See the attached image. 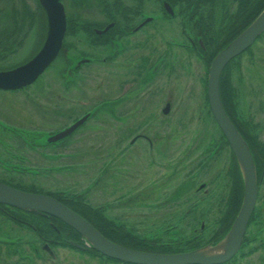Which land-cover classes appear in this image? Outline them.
I'll return each mask as SVG.
<instances>
[{"label":"flooded vegetation","instance_id":"1","mask_svg":"<svg viewBox=\"0 0 264 264\" xmlns=\"http://www.w3.org/2000/svg\"><path fill=\"white\" fill-rule=\"evenodd\" d=\"M9 1L13 2L14 0ZM17 1L20 2V6L18 8L14 7L15 9L10 14L12 27L0 29V72H7L8 70H13L18 66L27 64L29 60L38 54L48 36V28L45 25L43 27L42 40L39 42L38 47L34 49L35 51L28 52L22 59L21 57L18 58L19 55L24 53L27 43L32 40L33 29L30 24L32 16L30 18V15L27 14L25 18L22 17L23 11L25 12L23 7L26 6L27 10L32 12L31 7L27 5L26 0ZM60 1L64 6L67 28L57 56L29 84L16 89L0 88V93H5L4 91H6L18 96L19 94L24 95L23 100L24 102L26 100L25 104H27L25 110L30 113V125L34 127L31 129L40 130H37L30 136V132L26 133L27 131L22 128L19 129L16 123H11L15 122L11 117L8 118L0 115V133L5 136L0 138V182L29 193L49 195L92 224V221H94L92 218H94V215H98L96 211L100 210L103 216H106L105 212L110 211V208L113 210L116 200H119L121 196L116 195L113 190L112 192L110 190L106 194V197L99 195L100 192L102 193V190L106 191L110 189L107 185H103L104 188L101 191L98 190V192H92L89 188H84L81 191L78 190V187L71 188L70 185H67V188L62 190L60 188L45 186L40 182L38 183L35 177L37 175L48 176L49 172H53V168L58 167L57 165L53 166L52 163L54 158H58L57 156H60V160L63 159L64 163L66 160L80 159L76 161L77 166L85 164V161L89 160L87 157L91 156L94 161L93 164L100 161L103 167L106 166L108 162L104 160L106 158L104 157V151L114 152V148L110 149L114 145L112 143L113 139L109 140L110 143L107 146L101 147L88 143L84 145L80 144V142L88 141L92 136L88 128L92 121H96L99 124L100 119H97V113H106V119L108 118L111 122L117 121L119 123L113 131L116 132L115 140L119 143V147L116 146L118 149L124 148L126 150L139 139L143 141L141 145L143 147H146V145L148 147L156 145L155 139H152L143 130L136 129L131 136L128 135L127 137L119 135L127 130V128H130V126L135 128V119L143 120L141 126L144 129L150 123H148V120L152 119L157 112L153 109L147 112V114L141 115L144 113H140L139 110L147 109L148 104L150 107L156 104L157 89L155 83L157 77H161V72L167 69V67L165 76H167V79L169 77L168 74H170L169 69L171 67L169 65V55L174 49L173 45L178 44V47H181L184 51L193 53L195 58L201 60L205 65L210 64L220 49L231 42V40H227L232 36V24L237 21V8L235 7L236 10L233 14H226L225 9L219 8L226 20L222 25L220 23L217 25L215 9L212 6L214 2L218 4L222 0H187L186 2L177 0L174 5L167 0H152L156 1V12L151 11L150 0ZM203 2H206L207 9L199 8V3ZM184 15L185 21L181 19ZM227 15L229 16L227 17ZM0 17H3L2 14H0ZM178 18L180 27L177 28V32H179L177 35L180 36L181 42L173 43L167 39L165 40L163 35H161L162 38H156L160 27L164 26L167 20L174 21ZM262 33L256 38L254 43L260 40ZM155 39L159 43L154 44ZM161 43L164 44V47L161 46ZM251 47L246 48L233 59L231 58L229 63L223 68V72L226 73L227 69L231 68L230 65L233 61L238 62L244 52H251ZM96 65L104 73L102 76V88L100 87L103 94L100 99H96V102L90 101L93 102L92 104L89 101H84L85 103L81 102L83 105L81 107H68L66 105L67 101H71L76 94V92L71 93L72 89H77L76 84L78 81H81L83 73L85 72L86 78L89 77L88 72L92 70V66L95 67ZM50 67L55 72V79L45 82L44 74L49 72L47 70ZM72 84H74V87H70ZM132 105L133 107L128 109ZM169 111L170 102H167L162 112L163 114H168ZM236 115L239 121L242 122V117L244 116L239 115L237 106ZM32 119H36L39 122V126L36 125L37 122L35 120V123H32ZM42 123L55 124L58 126V129H52L49 135H40L44 131ZM57 123L60 125H57ZM76 123L79 124L72 131L66 133L63 137L55 138L58 133L63 132V130L69 127H73ZM100 123L105 124L103 121ZM246 125L250 128L254 127L252 123H246ZM104 126L106 127V125ZM149 130L151 131L150 128ZM81 132L84 134H81ZM157 132L158 130H155V133ZM221 134L223 135L222 131ZM82 136H85V138L82 139ZM102 136L103 133L101 137H99V134H96L94 138L101 139ZM125 139H127V142L124 146L123 141ZM222 139L227 141L224 135ZM207 151L209 149L205 147L203 153L205 154ZM212 161H215L212 155H205L203 160L198 159L192 170H187V172H191L186 177L187 181L175 183L174 188H180L181 192H183L184 187H191L197 194H200V200H205L212 193L213 189H211V186H214L215 181L207 179L196 181V177L200 175L202 177L206 171L209 173L211 170H208L210 167L208 165ZM62 162L61 160L60 163L62 164ZM67 162L69 163V167L75 165L74 162ZM61 164H59V168L61 167L63 170L64 167ZM229 165L225 169V176L230 180L231 188L232 180L230 173H235L236 169L233 161H230ZM101 168L99 166V169ZM204 168L206 169L205 171H203ZM130 169H128L129 171L124 170L125 180L121 179L120 185H127L126 180L131 174ZM173 170L177 172L179 168H174ZM117 174L116 168H106L104 172H100L96 181L99 178L109 181V178L113 176L118 177ZM263 177L264 170H258L256 175L257 199L261 193L260 186ZM190 181L192 185H190ZM216 186L218 184H215V188ZM128 190H131L133 193L134 187L128 186ZM112 196L116 200H113ZM180 197L179 195L178 198ZM104 199L110 200L105 207L102 202ZM206 210L208 208L205 211L199 210L197 212L198 216L194 215V220L198 221L196 225H200L201 229L197 230V227L193 229L197 230V234L194 236L195 240H193L194 244L192 245L197 246V236L202 235L209 225L205 226L206 214L204 212ZM224 211L226 209L222 213ZM252 211L248 225L257 212L255 206ZM121 215H117V218H119L117 220L111 216L106 217L112 218L120 225L122 224L127 231L139 235L135 230L136 228L133 226L131 228L124 223V220H120ZM142 215L145 218L149 216L145 212ZM223 216L224 214L221 215V217ZM123 217L126 216L124 215ZM217 229L215 228L212 231L211 236L204 243H207L216 235L215 231ZM245 235L243 240L245 239ZM145 238L153 246L167 244L160 243L155 237L150 239L148 236H145ZM69 248L89 253V246L80 233L60 218L48 212L43 213L36 210L21 209L15 205L12 206L5 202H0V264H48L49 261L58 260L60 255L59 249Z\"/></svg>","mask_w":264,"mask_h":264},{"label":"rangeland","instance_id":"2","mask_svg":"<svg viewBox=\"0 0 264 264\" xmlns=\"http://www.w3.org/2000/svg\"><path fill=\"white\" fill-rule=\"evenodd\" d=\"M26 2L34 13L30 23L33 33L31 37L32 40L27 43L24 53L18 57H21V59L24 58L28 52L35 51L34 49L38 47L39 42L42 40L43 27L45 25L47 26V17L43 9L39 7L38 0H26ZM150 2L151 11L156 12V1L150 0ZM236 4L235 0H222L218 4H215V20L217 25H219V23L222 25L226 20L219 8L225 9L226 14H233L236 10ZM18 6H20V2L17 0L13 2L9 0H0V14L3 16L2 18L0 17V29L12 27L10 14L11 11L15 9L14 7L18 8ZM203 7L207 9L206 4H203ZM263 10L264 8L261 12ZM261 12L259 14H261ZM228 16L229 15H227V17ZM181 19L185 21V15ZM179 27V18L174 21L167 20L165 25L160 27L156 38H162L161 35H163L165 40L167 39L173 43H177L178 41L181 42L180 36L177 35V33H179L177 32V28ZM156 43L159 42L155 39L154 44ZM177 45L178 44L173 45L174 49L171 48L173 51H171L169 55V65L171 67L169 69L170 74H168V79L166 78L167 76H165L168 67L161 72V77L157 75L158 77L155 83L157 89L156 104H153L152 107L148 104L147 109L144 108L143 110H139L140 113H144L141 115H145L153 109L157 111L152 119H147L148 123L150 122L149 125L142 129L141 122H143V120L135 119V121L132 120L135 123V128L130 126V128H127V130L119 135L127 137L128 135L131 136L136 129L143 130L146 131L152 139H155L157 142L156 145L154 144L150 147L146 145V147H143L141 146L143 141L139 139L133 146L126 150L124 148L118 149L119 143L115 140L116 132L113 131L115 126L119 123L117 121L111 122L108 118L106 119V113H97V119H100L99 124L96 121H92L93 125L91 123L89 127L87 126L92 136L88 141L80 142V144L84 145L88 143L101 147L107 146V144L110 143L109 140L113 139L112 143L114 145H112L110 149L114 148V152L108 150L104 151V157H106L104 160L108 162L106 166L103 167L100 161L93 164V158L89 156L87 157L89 160H86L85 164L79 166H77L76 161L80 159L72 161L66 160V162H74L75 164L69 167V163H64L63 159H61L63 161L61 164L60 156L56 155L58 158H54L56 157L54 156L52 163L53 166L57 165L58 167H54L53 172H49L48 176L37 175L35 177L38 183L40 182L45 186L60 188L62 190H65L67 188L66 186L70 185L71 188L78 187V190L81 191H83L84 188H89L92 192H98V190L101 191V189L104 188L103 185H107L110 189L106 191L102 190V193L100 192L99 195L106 197V194H108L110 190L111 192L113 190L116 195L121 197L119 200H116L112 196L113 200H116V205L113 206V210L110 208V211L105 212L106 216H111L117 220L119 219L117 215L124 214L126 217L121 215L122 217L120 220H124V223L131 228L132 226L136 228L135 230L140 237L148 236L150 239L155 237L160 243H167L165 247H170L171 250L174 251L166 253L186 252L187 250L204 247L203 243L211 236L212 231L215 228H219L218 219L224 214L222 213L223 210L228 207L227 197L230 192L231 183L228 177L225 176V169L227 165L230 166V161L234 163L232 150L228 141L222 139L220 127H218L215 117L212 116L208 104L207 81L211 62L205 65L201 60L196 59L193 53L184 51ZM161 46L164 47V44ZM230 67L229 70L227 69L226 75L229 76V80L231 79V84L234 86L237 112L240 116H244L242 117L243 123H252L254 126L252 127L253 129H250L248 125H245L247 129H249L248 131L257 134L260 140L264 142V32L260 40L256 41L251 47V52H244L238 62L233 61ZM91 69L92 70L88 72L89 77L86 78L84 72L81 81H78L76 84L77 89H72L71 93L76 92V97L74 96L71 101H67L68 103L66 105H68V107H81L83 106L81 102H94L96 99H100L103 94L101 88L103 83L102 76L104 73L98 65L95 67L92 66ZM47 71L49 72L44 74L45 82L54 80L55 72L52 68L50 67ZM222 74L223 70L221 71V75ZM70 87H74V84ZM4 92L5 93H0V115L8 118L11 117L15 120V122L11 123H16L19 129L22 128L27 131L26 133L30 132V136L33 135L34 132L39 129H31L34 127L30 125V113L25 110L27 104H25L26 100L25 102L23 100L24 95L19 94L18 96L16 94L7 93L6 91ZM93 102L90 103L92 104ZM167 102H170V111L168 114H163L162 110ZM132 107L133 105L129 106L128 109ZM28 110L30 111V109ZM34 120L36 121V119ZM34 120H31L32 123H35ZM101 121L105 122V124H101ZM7 123L9 122L7 121ZM38 123L39 122H37L36 125H38ZM57 125L60 124L57 123ZM104 125H106V127ZM42 128L44 131H42L40 135H49L50 131L52 129H58V126L55 124L50 125L42 123ZM155 130H158V132L155 133ZM83 132H81V134H84ZM101 132L103 133V139L94 138L96 134H99V137H101ZM105 136L106 138H104ZM3 137L5 136L0 133V138ZM83 138H85V136H82V139ZM123 142L125 146L127 139ZM245 142L247 143V141ZM205 147H208L209 151L204 154L203 150ZM205 155H212L215 161L210 162L208 165L210 166L208 170L211 171L209 173L206 171L205 175L202 177L201 175L196 177V181H201L203 179L214 180V186H211V189H213L212 193L205 200H200V194H197L191 187H184L185 189L183 192H181L180 188L175 189V183L187 181L186 177L191 173L187 172V170H192L195 163L198 162V159L203 160ZM110 160L112 161L110 162ZM59 164L64 167L63 170L61 167V169L59 168ZM99 166L102 168L99 169ZM106 168H116L118 177L113 176L109 178V181L99 178L98 181H96L100 172H104ZM129 168H131V174L126 180V183L129 187H134L133 193L131 190H128L127 185H120L121 179L125 180L124 170L127 171ZM174 168H179V170L174 172ZM205 170L204 168L203 171ZM258 170L262 171L264 169L259 168ZM258 170L256 168V175ZM262 180L260 186L261 193L255 204V210L257 212L254 218L250 220V224L245 231V240L242 241L239 251L227 264H264V177ZM189 183L192 185L191 181ZM215 184H218L216 188ZM179 195L181 196L180 198H178ZM109 201L104 199L102 201L103 206L105 207ZM95 203L98 204L97 202ZM206 208H208V210L204 212V214H206L205 226L207 227V224L209 225L202 235L197 236V243L200 245L196 248L192 244H194L193 240H195L194 236L197 234L196 231L201 229V227L200 225H196L198 221L194 220V215L198 216L197 212H199V210L205 211ZM144 212L147 215L149 214L147 218L142 215ZM236 216L231 221L229 229ZM196 227L197 230H193ZM229 229L219 230V232H225L216 240L217 242L213 241L208 243H218V245L215 247L208 245L203 249L207 252H212L214 248H222ZM168 243L172 244L169 245ZM158 250L159 249H157V253H163ZM250 250L251 252H247ZM58 251L60 253L58 260L53 261L54 263L49 261L48 264H120L116 261L108 260L105 256H100L95 253L90 255L85 251L79 252L74 248L59 249Z\"/></svg>","mask_w":264,"mask_h":264},{"label":"water","instance_id":"3","mask_svg":"<svg viewBox=\"0 0 264 264\" xmlns=\"http://www.w3.org/2000/svg\"><path fill=\"white\" fill-rule=\"evenodd\" d=\"M47 17L48 36L38 54L25 65L18 66L7 72H0V88L16 89L35 80L43 70L49 66L57 56L66 31V16L64 6L60 0H38ZM264 31V10L239 35L231 40L212 59L208 71L207 81L208 102L218 127L227 138L243 180V198L239 213L228 231L223 247L214 248L207 252L203 248L176 253H152L131 249L108 240L101 232L75 211L66 207L59 200L49 195L29 193L0 182V202L15 205L21 209L50 213L70 225L88 242L100 255L130 264H223L234 258L241 247L248 221L257 202V179L254 158L244 138L233 126L227 116L219 95V80L221 71L231 58L238 56L243 50L250 47L256 38ZM167 108V107H166ZM79 123L58 133L55 138L63 137L72 131ZM220 242V241H219ZM202 248V249H201Z\"/></svg>","mask_w":264,"mask_h":264},{"label":"trees","instance_id":"4","mask_svg":"<svg viewBox=\"0 0 264 264\" xmlns=\"http://www.w3.org/2000/svg\"><path fill=\"white\" fill-rule=\"evenodd\" d=\"M167 1H170L174 5L175 1L177 0H167ZM178 1L186 2L187 0H178ZM235 1L237 3L236 4L237 21L236 23L232 24V36L227 41H230L231 38H234L238 34H240L241 31L244 30V28L247 27L264 8V0H235ZM205 3L206 2L199 3L200 4L199 8L204 9V7L203 8L201 7ZM214 6H215V2L212 6L213 9H214ZM23 8L25 9V12L23 11L22 17L25 18V16L29 14L31 18V16H33L34 13L28 11L26 6ZM219 84H220L219 87H220L221 102H222V105H224L227 115L230 117L233 126H236L241 136L245 139V141H247V144L250 147L253 158H254L255 167L258 169L259 168L264 169L263 168L264 167V142L260 140L257 134H254L248 131L249 129H247V126H245L246 123L240 122L239 119L237 118L234 86L231 84V79L229 80V76L226 75L225 72H223V74L221 75ZM233 160H234V166H235L236 172L230 173L232 185L229 190L230 192L228 194V197H227L228 207L226 211L224 212V216L220 217V219L218 220L219 228L217 229V231H215L216 235H214V237H212V239L208 241L207 243H203V245H207L208 243L213 242V241L217 242L216 240H218L219 237L223 235V232H225V231L219 232V230L229 229V226L231 225V221L238 213L237 211L241 205L242 196L244 194L243 180H242L241 171L238 167L237 161L235 158ZM96 212L98 215H94V218H92L94 220L92 221V224L107 239H110L119 245H124L131 249L134 248V249H138L141 251L145 250L148 252H157V249H159L160 252H163V253L174 252L171 250L170 247H165L167 244L161 245L162 247L156 246V245L153 246V244L150 241H148V239L145 238L144 236L140 237V235H135L127 231V229L124 228L122 224L120 225L116 223L112 218H107L106 216H103V213L100 210ZM199 245L200 244L198 243L197 246ZM197 246L194 245V247L196 248ZM194 247H191V248H194ZM88 250H89V254H93V253L99 254L91 246L88 248ZM179 251H183V250H179ZM247 252H251V250ZM107 259L110 261H116L120 264H130V263L121 262L115 259H110V258H107ZM227 263H223V264H227Z\"/></svg>","mask_w":264,"mask_h":264}]
</instances>
